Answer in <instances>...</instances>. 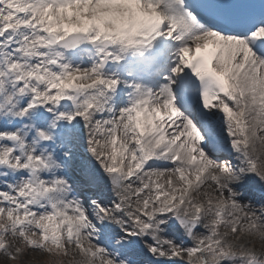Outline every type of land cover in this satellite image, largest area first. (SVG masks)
<instances>
[{
    "label": "rangeland",
    "instance_id": "rangeland-1",
    "mask_svg": "<svg viewBox=\"0 0 264 264\" xmlns=\"http://www.w3.org/2000/svg\"><path fill=\"white\" fill-rule=\"evenodd\" d=\"M14 2L16 0H12L5 6L0 5V10H5L9 6L4 13L10 14L9 8L13 7ZM0 3L2 4L3 1ZM14 5L23 8L20 13L24 15L13 23L14 33L11 31L3 37L0 34V53H10L9 55L12 57L21 58L25 51L21 50L23 48H20L18 43L25 39L23 36L25 25L29 23L28 30L31 26L33 27L34 30L31 33L39 30L40 26L38 23L32 24V21L38 17H35L31 9L28 8L31 5L23 6V3ZM90 5L93 6H89L91 10L100 9L102 6L101 3L96 2L94 5ZM7 17L4 15L3 19L5 20ZM107 21L109 20L107 19ZM59 22L60 18L55 21L56 24ZM4 27H6L5 24L2 28ZM28 36L27 34L26 37ZM38 41L39 38L32 43ZM5 43H11V45L5 47ZM222 60L221 58L220 61ZM227 60L228 58L225 62ZM29 64L27 62V66ZM41 67H44V64H40ZM34 71L35 67L31 72ZM19 72L23 76L30 73L24 70H19ZM75 74L78 77L81 75L80 72ZM21 75L19 76L21 77ZM33 75H36V72ZM48 75L53 76L51 72ZM50 81L41 82V85L45 87L50 84ZM94 81H97V78ZM94 81L89 78L77 82V90L81 94L75 97V108L83 106L84 109L80 112L83 114L87 108L92 115H88L84 121L87 132L78 134L75 141L81 148L85 147L83 142L86 143V141L91 146L85 148L89 153L92 150L90 159L93 162L91 164L95 166L91 172L93 174L91 185L93 184L95 188L92 193L97 195L100 201L96 197L91 200L97 204L96 206L100 205L104 213H99L98 210L92 211V209L89 212L88 206L91 200L82 202V211L78 217L80 220H83L82 217H86L83 223L85 231L87 227V241H79L74 235V230H71L65 220L48 215L52 210L43 209L44 206L40 201L42 197L40 200L38 199V204L42 207L32 210L29 213L30 219L22 221L15 212L12 192L22 189L26 185V176L24 181V177L22 180V176L13 171L18 162L10 163L8 161V157L13 151L7 144L6 150L9 149V152L7 153L6 177L0 178V264H158V261L163 264H249L252 260L264 262V215L260 216L261 213L257 210L252 216L253 218L249 217V220L243 221L245 215H243V209H246V205L238 199V194L232 193V189L226 188L222 193L218 191L200 193L193 186V182L198 180L195 177L196 173L192 175L185 173L184 168L176 164L173 165L172 172L178 178L168 188H159V182L157 184L156 181L158 178L150 183V176L146 170L137 172L130 177L131 172L136 169L137 149H134L132 143V148L126 146L125 143L122 144L115 129L106 133V124L112 123L118 114L115 113L116 116L110 115L109 117L112 105L110 101L113 98L107 94V88H111V84L108 83L106 88L99 83L100 79L95 85ZM164 85L165 82L161 83L160 87ZM21 89L25 88L21 86ZM7 97L18 101L13 90L4 97L5 101H7ZM169 103L168 101V106ZM105 110H107L106 113ZM27 117L30 120L34 118L31 114ZM108 117L109 119L106 120ZM95 118L99 121L94 122ZM149 119L156 121L151 116ZM8 122L0 114V129L2 125L4 128H8ZM9 124L11 125V123ZM28 126V124L20 126L18 128L20 130H17L16 134L23 142L21 144L25 145L26 141L31 142L34 150H42L43 145L37 143L33 136V131L36 128L28 129ZM149 129L151 128L149 127ZM6 132L7 130L2 133L1 139L6 138ZM98 134L106 135L108 141L103 142V139H98ZM230 134L231 128L226 129L225 135L229 139L232 138ZM199 139L195 145L204 150ZM235 141V150H241L240 141ZM68 143L66 152L71 157L76 158L75 154H81V148L76 147L75 150H72V143ZM155 143L156 148L158 144ZM57 148L62 151V148L58 146ZM47 149L48 147L44 151L47 152ZM224 155V152L220 154V158L224 159ZM147 157L153 158L150 155ZM175 160L173 159V161ZM228 162H225V165L231 169L228 172L230 173L228 178L236 180L238 191H243L246 195L253 194L261 197L252 191V189H257L264 194V164L257 163L254 158L245 159L241 165ZM27 165L29 163L23 166L26 168ZM113 170L117 171L116 174L119 177L118 186L109 182ZM148 188L156 189L155 193L148 194L150 193ZM44 192L45 190H41V194ZM168 203L172 205L166 207ZM115 205L121 207V213H115L113 209ZM197 209H200L203 214L197 215L195 213ZM171 210L173 213H169ZM94 214H97L98 217L93 216ZM177 215H181L187 220L198 219L197 226L190 238H187L184 232L173 224V217ZM97 221L101 222L103 228L99 227ZM114 223H117V226L122 230L136 232V239H128L122 231L115 229ZM261 223L262 226H260ZM147 238L149 242L146 241ZM175 238L179 240V244H175L177 241L174 240ZM96 239L103 241V244L96 242ZM170 240L173 242L166 245L165 243H169ZM198 249H203L204 252L198 255ZM174 252H177V255L179 252L181 257L178 255V258L175 259Z\"/></svg>",
    "mask_w": 264,
    "mask_h": 264
},
{
    "label": "bare ground",
    "instance_id": "bare-ground-1",
    "mask_svg": "<svg viewBox=\"0 0 264 264\" xmlns=\"http://www.w3.org/2000/svg\"><path fill=\"white\" fill-rule=\"evenodd\" d=\"M1 1H3L2 4L0 3L2 6L11 2V0H0V2ZM102 1H104V6L97 10H91L88 9V5L83 0H77V2L74 0H26L24 5L28 3L31 4L32 7L30 9L32 14L38 17V19L32 21V24L38 23L40 27H47V29H45V31L41 30V33H39L38 30L31 33L32 30H34L33 27L31 26L28 30L27 26L29 23L26 24L23 29V36H25V39L22 40L21 43H18V45L20 48H23L21 49L23 52L26 51L27 53L24 52L21 58L8 55L7 59L4 60L5 65L2 66L1 74L8 76L10 73L7 67L11 66V64H15L13 72L15 74H20L19 70L30 72L34 67L38 69L40 62H44L45 59L58 60L62 63L64 60V53L61 50L44 47L46 36L49 31H54V34L58 37H64V34L60 32L61 24L57 29L55 23H53L57 18H60V20L64 22L69 21L67 24L68 32L70 33L81 32L86 39L91 41H109L112 48L109 50H101V46L96 44L94 50L90 51V53L88 52V57L85 58V60L92 72L98 73L99 64L97 61L109 52L110 69L108 74L106 73L107 79H103L102 81L106 84L110 82L111 78L112 82L116 81L118 82L117 84L120 82L122 84L121 88L125 94L121 102H118L116 105L118 116H116L112 123L106 124L107 134L109 131L115 129V133H117L122 140V144L125 143L126 146L132 148V142L141 141L136 136V130L141 129L144 131L145 125H148V127L154 125L153 121L149 119V116L156 119L155 125L153 126L154 130L146 132L143 142L141 141L142 144L140 149V160L145 165L144 170L149 173V182L151 183L158 178L156 181L157 184L159 182V188H168L169 185L174 183L178 178V176L172 172L173 165H180L184 168L186 173L191 175L196 173L195 177H197L198 180L193 182V186L197 189L196 191H200V193H213L215 191L222 193L228 188L233 190L232 193L238 194V199L246 205V209H243V215L245 214L243 216V221L249 220V217L255 215L256 209H260L261 212L264 211V200L246 195L243 191H238L236 180L228 178L230 175L228 172L230 170L221 162L210 161L204 151L195 145L199 137L197 133L193 131V127L190 126L192 129L190 130L188 126L189 123L186 120L179 118L178 115L174 116L170 113L167 102H170L172 97L170 96L168 87L153 89L149 80L146 79L145 81H141L142 75L147 71H143L142 69L140 55L149 54L150 50L162 48L166 41H170L172 49H176L174 54V56H176L179 51H185L187 49L188 42L202 36L203 34L200 35V31L203 30L194 26V31L191 32L190 35H185L187 30L184 31L183 27L186 24L191 25L190 19L178 20L175 13L172 14L170 8L168 9V7L164 6L165 1L169 2V0H162V4L159 3L160 0H155L157 2L154 0H145L141 6L132 5L128 10L124 9L123 13L117 11L118 14H116V19L112 21V24H110L111 21L106 23L103 20L110 18V13L108 12L109 6H111L110 1L114 2L115 0ZM17 2L21 3L23 0H18ZM171 3L176 5L175 8H178L177 0H172ZM67 5H70L71 8L67 9ZM8 7L9 6L5 9ZM149 9L151 12H149ZM113 10H115L114 7ZM18 11L19 10L16 9L14 10L16 13H18ZM166 11H169L172 15L167 17L168 25L165 24L167 30L163 32L156 28L154 20L151 19V15H159L160 13L165 15ZM44 13H46L45 17ZM49 16L53 19L52 21L49 20ZM2 20L3 19L0 18V24ZM160 33H164L165 35H163L162 38H158V34ZM27 34L29 35L28 37H26ZM206 36L221 47L220 54L223 53L222 57L224 59L228 58L226 63L222 62L219 64L218 70L231 82V92L238 95L239 92L237 91L241 90L240 92L244 94V116H246L245 119L248 127L246 138L249 139L250 144L249 149L244 150L245 157L254 158L257 163L264 164V57L252 52L248 46L246 47V45L243 44L241 38L232 39L227 42L225 40L222 41L219 36L213 38L210 35ZM38 38L39 41L42 40V38L45 39L44 45L41 42L39 43V41L37 43H32V41L35 39L38 40ZM142 38H144V40H139ZM76 53L77 52H73L70 55L74 57ZM99 53H101V56ZM27 62L30 63L29 66H27ZM68 63V60H65L64 64H67L66 68H60L57 72H54L46 65L40 70L41 81L45 82L47 80H52L51 85L54 86L52 98L54 99V103L56 97H59L64 103L68 99H72L73 96L77 94L76 82L88 79L86 75L88 69H84V65L81 64V61H75L73 59L71 63ZM75 71L82 73L80 79L74 76L73 72ZM50 72L53 75L51 77L48 75ZM98 75H100V73ZM28 79L29 78H27V80ZM126 79H129V82L126 83ZM169 79V76H167L166 80ZM33 81L37 83H33V86L31 85L29 87L27 95L30 92L31 95H36L39 92L38 88L40 86L38 81L35 79ZM59 81L60 85H58ZM131 81L134 83V88L128 89L126 85ZM17 83L18 82L15 81L13 86H16ZM125 87L126 90L124 91ZM35 88H37L36 91ZM68 89L72 91L71 94L67 92ZM123 92H116L117 97H122ZM3 96H7L6 93L2 94L0 97L3 98ZM19 97V101L7 97V101H10V103H2V106L5 109L7 108L3 115L7 120L9 117H15L16 114L18 115V109L21 108L20 100L24 98L21 93H19ZM47 101V97H45L44 100L40 99V107L42 108L44 105H46L47 108L50 107ZM224 102L228 109L227 111H223L222 114H216L214 116V119L218 121L228 116L231 106L232 109H238V107H234V103L230 105L227 101L224 100ZM112 106H114V104H112ZM240 106L241 105H239V108ZM41 108L38 110L34 109L30 112L35 115H42L39 112ZM83 109L82 106L66 113L67 117L69 116L67 121L72 123L74 129L78 127V124L81 127V124H83L85 120L84 117L90 114L89 111H85L83 117L78 115ZM242 109L243 107H241V111ZM143 111H145V116ZM109 117L106 118V120H108ZM71 118L74 120L70 121ZM211 118L212 117H209L208 120L210 121ZM60 119H63V117H60ZM93 121L97 122L99 120L95 118ZM235 121H239V118H235ZM29 122L31 121L26 120L25 123H28L30 127ZM236 122L233 124L234 131L240 127ZM25 123L23 125H25ZM5 130L6 129H4V131ZM2 131L3 128L0 129V136L2 135ZM41 137H43V135H39L37 139L45 141L44 137ZM241 137L244 136H240V138ZM97 138L103 139V142L108 141L106 135L101 136L98 134ZM242 141L243 138L241 139V142ZM45 142H49V139ZM154 142L158 144L156 148ZM230 142L231 139L226 142V146ZM13 144H16V141L11 139V145ZM25 144L27 145L28 142L26 141ZM86 144L90 146L87 141ZM4 149L3 145H1L0 150ZM28 149H35L31 145V142H29ZM229 149L231 150V148ZM18 154H20V152L17 151L16 155ZM146 154L152 156V160H148L145 156ZM230 154L233 155V152L230 151ZM27 156L35 158L38 154L29 152ZM170 156L177 157V160L173 161V158H170ZM233 157L235 159L236 156L234 155ZM21 162L23 163L24 161ZM62 163L63 161L59 156L54 154L51 161L46 164L44 169H41L38 181L42 184L43 188L47 189L46 195L44 194V196H42V205L44 208L52 210V213H49L50 215L65 220L68 225H70L71 230H74V235L79 241H87L84 223L78 217L81 211V205L79 200L71 193L70 185L64 177V173L68 170L66 165L69 166L74 164L75 167H78L79 163L72 162L70 158L65 159L64 166ZM14 169L18 172L19 167L16 166ZM25 173L26 171L23 172L22 168L18 175L25 176ZM33 175L34 173L31 172V176ZM35 182V178L29 181L30 185H36ZM150 186L152 188L151 184ZM148 190L150 191L148 194L151 195L156 189L151 190L148 188ZM26 201L27 200H24V202ZM193 221L197 222L196 219H193ZM260 226H262V223ZM146 241L149 242V239L147 238ZM172 242L173 241L170 240L169 243H164L169 245ZM175 244H179V241H176ZM159 264L163 263L160 262Z\"/></svg>",
    "mask_w": 264,
    "mask_h": 264
},
{
    "label": "water",
    "instance_id": "water-1",
    "mask_svg": "<svg viewBox=\"0 0 264 264\" xmlns=\"http://www.w3.org/2000/svg\"><path fill=\"white\" fill-rule=\"evenodd\" d=\"M251 264H264V263H257V262H253V263H251Z\"/></svg>",
    "mask_w": 264,
    "mask_h": 264
}]
</instances>
